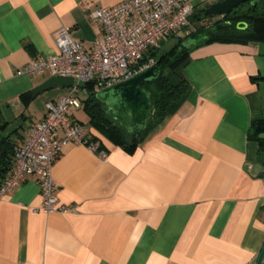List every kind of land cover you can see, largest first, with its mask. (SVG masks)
I'll list each match as a JSON object with an SVG mask.
<instances>
[{
  "label": "crops",
  "instance_id": "1",
  "mask_svg": "<svg viewBox=\"0 0 264 264\" xmlns=\"http://www.w3.org/2000/svg\"><path fill=\"white\" fill-rule=\"evenodd\" d=\"M123 1L0 0V133L15 147L43 120L45 104L75 84L48 71L28 76L25 68L55 54L60 28L93 49L103 31L92 13ZM219 1L191 4L196 13ZM191 18L193 33L204 22ZM175 44L170 38L162 50ZM177 77L188 92L130 152L94 129L87 114L78 118L85 99L70 110L97 146L69 143L53 163L54 196L70 210L46 214L37 180L27 176L0 201V264L256 263L264 177L248 132L264 118V46L197 47L169 79Z\"/></svg>",
  "mask_w": 264,
  "mask_h": 264
},
{
  "label": "built area",
  "instance_id": "2",
  "mask_svg": "<svg viewBox=\"0 0 264 264\" xmlns=\"http://www.w3.org/2000/svg\"><path fill=\"white\" fill-rule=\"evenodd\" d=\"M193 0H125L112 7H100L92 17L103 31L91 50L75 41L67 28L54 33L56 52L49 58L30 63L24 74L31 76L48 71L54 77L70 78L75 84L56 102L45 104L42 121L29 127L27 139L13 149L12 166L0 184V201L34 176L43 197L46 214L67 212L54 193L56 184L51 170L55 159L69 143L96 151L97 146L84 136V128L69 119L71 109H79L78 89L98 93L128 81L155 66L151 56L171 37L181 39L191 34ZM104 156V153L101 152Z\"/></svg>",
  "mask_w": 264,
  "mask_h": 264
},
{
  "label": "trees",
  "instance_id": "3",
  "mask_svg": "<svg viewBox=\"0 0 264 264\" xmlns=\"http://www.w3.org/2000/svg\"><path fill=\"white\" fill-rule=\"evenodd\" d=\"M203 11L204 9L194 13L191 21L202 19L204 23L201 28L207 30L205 40L178 53L187 36L181 39L171 37L176 41L173 48L163 54L164 45H162L160 50L151 53L160 75L151 83L142 86L150 93L151 104V119L143 137L158 128L164 121L169 107L179 102L188 92L189 85L185 80L177 77L176 82H172L169 76L175 74L176 68L184 62L193 49L213 43L264 46V0L244 3L230 14L216 20L204 16ZM243 24L247 27L244 30L238 29V26L244 27ZM85 88L89 93L83 101V109L89 118V124L116 146L127 152L134 150L135 147L129 144L127 132L114 121L110 113L102 111V104L95 98L96 93L91 91L92 86L85 85ZM261 135H264V118L253 121L248 132V139L257 144L258 160L263 165L261 176L264 177V138H260ZM14 147L8 137L0 133V184L11 169Z\"/></svg>",
  "mask_w": 264,
  "mask_h": 264
},
{
  "label": "water",
  "instance_id": "4",
  "mask_svg": "<svg viewBox=\"0 0 264 264\" xmlns=\"http://www.w3.org/2000/svg\"><path fill=\"white\" fill-rule=\"evenodd\" d=\"M252 1L254 0H222L206 7L203 14L209 19L222 18L240 5ZM243 26L242 28L238 26V29L244 30L247 27L246 24ZM206 31L205 28H201L188 35L178 53L205 40ZM159 75L160 70L155 65L140 75L95 95L96 100L102 104V111L110 113L114 121L127 132L130 146H139L151 119L150 93L145 91L142 86L151 83ZM260 138H264V135H261ZM256 166L257 169H262L261 166ZM263 258L264 244L255 264H262Z\"/></svg>",
  "mask_w": 264,
  "mask_h": 264
},
{
  "label": "rangeland",
  "instance_id": "5",
  "mask_svg": "<svg viewBox=\"0 0 264 264\" xmlns=\"http://www.w3.org/2000/svg\"><path fill=\"white\" fill-rule=\"evenodd\" d=\"M219 17H217V18H213V20H216V19H218ZM169 40V39H168ZM167 40V41H168ZM167 41L164 43V44H166L167 43ZM167 51H169V50H163V54L165 53V52H167ZM79 97H80V100L82 99V100H84V99H86V94H85V92H83L82 90H80L79 91ZM85 115H86V113H85V111H84V109H83V107L80 109V111H78V118H80V119H82V120H85Z\"/></svg>",
  "mask_w": 264,
  "mask_h": 264
}]
</instances>
